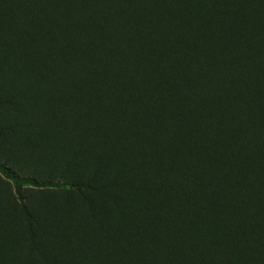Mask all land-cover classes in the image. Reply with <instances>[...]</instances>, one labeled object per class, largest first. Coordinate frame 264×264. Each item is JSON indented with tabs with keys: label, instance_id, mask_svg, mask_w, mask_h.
Returning a JSON list of instances; mask_svg holds the SVG:
<instances>
[{
	"label": "trees",
	"instance_id": "trees-1",
	"mask_svg": "<svg viewBox=\"0 0 264 264\" xmlns=\"http://www.w3.org/2000/svg\"><path fill=\"white\" fill-rule=\"evenodd\" d=\"M0 11L13 34L3 63L23 58L0 80L18 99L0 139L3 125L26 132L6 151L0 141V172L36 247L24 264H264V0H0ZM64 186L61 204L24 195ZM61 211L70 219L55 221Z\"/></svg>",
	"mask_w": 264,
	"mask_h": 264
},
{
	"label": "rangeland",
	"instance_id": "rangeland-1",
	"mask_svg": "<svg viewBox=\"0 0 264 264\" xmlns=\"http://www.w3.org/2000/svg\"><path fill=\"white\" fill-rule=\"evenodd\" d=\"M145 3V5H147L146 1H143ZM1 11H0V17H1ZM154 15V14H153ZM190 24V23H189ZM9 25H11V23L9 22ZM1 26V23H0ZM13 27V25H12ZM8 38H13V34L12 33H6L3 32L2 29L0 28V40H1V45L2 42H4L5 40H9ZM13 43H18L17 38L14 37L13 39ZM6 44H11L9 41L5 42ZM199 46H201L200 43H198L195 47V49H197ZM4 48L6 50H11L12 48H6V46H4ZM14 49H17V47H15ZM24 53H25V60H29L31 62V64H34V46L30 47V48H24ZM13 54L15 55L13 61H12V65L7 61V63H3V58L0 55V80L2 79V77L8 78L11 76L12 71L16 68L14 65L16 66H21L22 65V59L21 57H18L16 55V52L14 51ZM38 58H36L37 60ZM27 81H31V88L28 90V93H24V97L26 99H21L19 103H22L23 106L26 107V111L30 110L32 105L30 106V108L27 107V105H25L26 103L28 104H33L34 103V83H33V79L31 78V76H29L27 78ZM64 81V80H63ZM63 81L61 80L58 84L57 87H55V89L57 91H60L63 87ZM1 83V82H0ZM15 89H17L16 87H14ZM50 92V91H49ZM4 92L0 91V125L2 126V123H4V121L11 123L10 118L16 113L15 110H13V105L15 103H18V99H15V101L12 98H8L7 96H4L3 94ZM52 97V103L48 104L49 106H51L52 108L55 107L54 109H56L59 106V101L56 100V97ZM56 105V106H55ZM19 109V107H18ZM34 110V108L32 109ZM50 123V122H48ZM0 126V127H1ZM5 128H3V132H2V137L0 139L1 141V147L3 151H6V146H8V143L10 142V140L12 139V137L14 136V134L19 135L21 137H25L26 132L23 133H19L20 130L14 127H10L9 129H6L7 127L5 125H3ZM67 127V134L68 137L72 135H77V133H75V131H77L76 127H72L71 129L68 128L70 127V124H66L65 125ZM1 129V128H0ZM14 133V134H11ZM87 142L89 143L90 141L88 140L87 137ZM65 143L67 145H65L64 143H60V145L66 146L68 148V150H72V152H77V149L79 148V143L76 140H70L69 138H67V140L65 141ZM3 162L2 160H0V163ZM8 164V163H7ZM8 167L10 169L15 170L20 176H24L26 175V171H19L18 168H16V166H14L13 164L9 163ZM30 174V173H29ZM52 175V176H50ZM47 175L45 180H50L51 182L55 183L58 181V175L59 174H50ZM33 176V174H32ZM62 182V181H61ZM69 186V185H68ZM68 186H64V190L62 189L61 192H51L49 190L51 189H46L44 191H40V190H36L33 189L31 187H25L24 189V195L27 197H31V199H33V203H36L38 205H45L49 204V203H59L61 204V201L65 200V194H66V188ZM69 188V187H68ZM54 193V194H53ZM20 207H19V201L15 196L14 193V189H13V185L10 182V180L6 179L5 176L0 172V217L5 218V221H7V225L5 226V230H7L8 236L6 232H0L3 237H0L2 239H4L5 243L4 245H0V254L2 255L0 258V264H24L23 260H25V258H27V256L29 255L28 252L32 251V253L36 252L35 249L36 247L34 246V243L32 240L29 239V237L27 236L26 232H25V220L23 218V216H21L20 214ZM67 211V210H66ZM66 212L61 211V213L58 214H52V217L55 219V221L59 222L62 220H68L70 219V216L65 214ZM80 217V214H77ZM4 229V228H3ZM7 236V237H6ZM77 247L74 246V248ZM61 248V247H60ZM34 256V254H33ZM34 264V262H33Z\"/></svg>",
	"mask_w": 264,
	"mask_h": 264
}]
</instances>
